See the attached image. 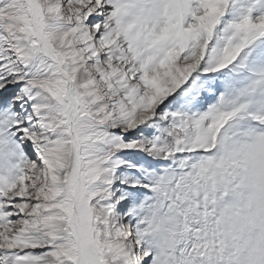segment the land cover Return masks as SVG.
Returning <instances> with one entry per match:
<instances>
[{
  "label": "snow or ice",
  "instance_id": "1",
  "mask_svg": "<svg viewBox=\"0 0 264 264\" xmlns=\"http://www.w3.org/2000/svg\"><path fill=\"white\" fill-rule=\"evenodd\" d=\"M0 264H264V0H0Z\"/></svg>",
  "mask_w": 264,
  "mask_h": 264
}]
</instances>
